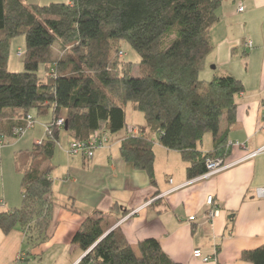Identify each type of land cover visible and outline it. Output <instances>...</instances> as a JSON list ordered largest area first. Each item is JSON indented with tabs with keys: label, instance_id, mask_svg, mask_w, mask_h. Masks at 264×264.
Here are the masks:
<instances>
[{
	"label": "trees",
	"instance_id": "obj_1",
	"mask_svg": "<svg viewBox=\"0 0 264 264\" xmlns=\"http://www.w3.org/2000/svg\"><path fill=\"white\" fill-rule=\"evenodd\" d=\"M220 6L221 0H0V134L20 137L14 131L27 130L31 111L51 115L50 133L15 156L21 205L0 212L3 233L18 228L33 245L48 239L54 207L50 160L60 130L70 140H86L96 130L115 134L126 126L127 102L145 123L121 140L119 154L145 171L151 185L155 142L180 153L188 179L207 171V159L228 155L227 130L243 85L231 74L199 76L214 47L210 28ZM18 35L25 37L23 70L13 72L7 64L10 42ZM122 40L139 56L137 75L121 58ZM54 43L61 50L57 57ZM59 117L64 126L57 128ZM207 133L213 146L202 151ZM102 223V213L95 211L72 235L84 253L76 264H182L157 239L146 238L134 250L118 226L105 231ZM240 258L264 264V244L243 250Z\"/></svg>",
	"mask_w": 264,
	"mask_h": 264
},
{
	"label": "crops",
	"instance_id": "obj_2",
	"mask_svg": "<svg viewBox=\"0 0 264 264\" xmlns=\"http://www.w3.org/2000/svg\"><path fill=\"white\" fill-rule=\"evenodd\" d=\"M217 12L219 18L210 28L214 47L205 58L203 77L231 74L243 85L236 96L235 121L227 130L225 167L208 177L188 179L180 153L155 142L156 183L151 185L145 171L134 169L119 154L126 127L110 135L108 145L91 159L56 151L59 132L50 160L54 207L49 237L33 245L18 228L6 234L0 230V264H76L84 253L72 235L95 211L103 215V229L118 226L134 250L140 241L155 238L178 263L250 264L240 258L241 252L264 244V198L254 195L256 187L264 186V0H221ZM225 126L223 119L220 130ZM36 137L33 144L42 139ZM20 138L0 134V212L21 205L14 164L20 150L12 148ZM212 146L207 133L198 148L208 151ZM208 195L219 208L209 221L203 216ZM195 249L210 259L194 257Z\"/></svg>",
	"mask_w": 264,
	"mask_h": 264
},
{
	"label": "rangeland",
	"instance_id": "obj_3",
	"mask_svg": "<svg viewBox=\"0 0 264 264\" xmlns=\"http://www.w3.org/2000/svg\"><path fill=\"white\" fill-rule=\"evenodd\" d=\"M37 3L41 4H47L50 2V0H35ZM120 55L121 58L124 61H128L131 63V73L133 75L138 74V61H139V56L131 48V46L126 42V41H120ZM70 45V44H69ZM67 45V46H69ZM53 56L57 57L58 55L61 54V50L59 47L58 43H54L53 45ZM25 50V37L24 35H18L14 37L11 42H10V50H9V59H8V70L9 71H22L23 70V64H22V57L18 56L17 53L18 51H21L23 53ZM44 67L41 66L39 69V74H43ZM199 76L201 79H206L210 80L212 79L211 77L209 78H204L203 77V69L200 71ZM124 110H125V120H126V131L127 135H130L131 133H137V128L136 126L138 124H143L144 123V116L141 112L134 110L133 109V103L132 102H127L124 105ZM30 115L34 117V126L32 128H27V130L24 132V134L21 136L20 140L18 143H16L14 150H28L32 147V144L36 138H44L46 135L45 131V124L51 120V115L50 113H47L45 115H37L34 111L30 112ZM124 127V128H125ZM131 128V130H129ZM124 130H122L121 133H123ZM126 135V136H127ZM18 139V138H17ZM70 140L67 137L66 132L61 129L60 130V140L59 143L57 144L56 151H60V149L68 150ZM56 158V157H55ZM12 161H11V169H12ZM14 169V166H13ZM12 169V171H13ZM15 171V169H14ZM19 177V193H20V174H18ZM128 214V213H127ZM125 214V215H127ZM124 215V216H125ZM117 227V226H115Z\"/></svg>",
	"mask_w": 264,
	"mask_h": 264
},
{
	"label": "built area",
	"instance_id": "obj_4",
	"mask_svg": "<svg viewBox=\"0 0 264 264\" xmlns=\"http://www.w3.org/2000/svg\"><path fill=\"white\" fill-rule=\"evenodd\" d=\"M238 10H243V6L240 5L238 7ZM246 46L251 47V42L247 41L245 43ZM23 53L21 51H18L17 55L22 56ZM262 116H261V127L264 129V102L262 104ZM26 127H32L34 125V118L28 114L25 118ZM53 126L55 127H63L64 126V118L59 117L54 123ZM131 130V128L129 129ZM45 131L47 133H50L49 126H45ZM25 132V129H16L14 131L15 135H23ZM110 139V134L106 130H96L94 131L91 136L86 140H70L69 147L67 150V153L71 155L80 154L85 159H91L94 152L100 148L105 147L108 145ZM1 142V141H0ZM230 144L239 145L238 142H229ZM264 149V147H263ZM206 167L207 171L200 175V177H208L210 175H213L220 170H222L225 165L223 164V160L221 158H213V159H207L206 161ZM254 195L257 198H264V186H258L254 189ZM206 204V210L204 211V218L205 220H211L214 217L218 216L219 214V208L215 205L214 197L212 195H208L205 200ZM190 220L194 219V216L189 217ZM193 256L200 258L202 261H208L210 259L209 256L202 255V252L200 249H195L193 251Z\"/></svg>",
	"mask_w": 264,
	"mask_h": 264
},
{
	"label": "water",
	"instance_id": "obj_5",
	"mask_svg": "<svg viewBox=\"0 0 264 264\" xmlns=\"http://www.w3.org/2000/svg\"><path fill=\"white\" fill-rule=\"evenodd\" d=\"M65 129H66V125H65Z\"/></svg>",
	"mask_w": 264,
	"mask_h": 264
}]
</instances>
